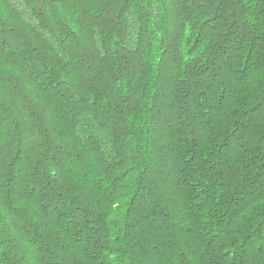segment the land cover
I'll use <instances>...</instances> for the list:
<instances>
[{"label": "trees", "instance_id": "obj_1", "mask_svg": "<svg viewBox=\"0 0 264 264\" xmlns=\"http://www.w3.org/2000/svg\"><path fill=\"white\" fill-rule=\"evenodd\" d=\"M0 264H264V0H0Z\"/></svg>", "mask_w": 264, "mask_h": 264}]
</instances>
